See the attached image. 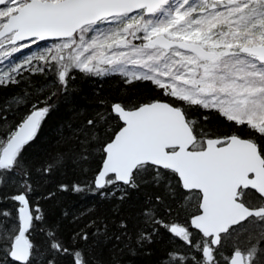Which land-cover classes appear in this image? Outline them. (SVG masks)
Wrapping results in <instances>:
<instances>
[{"label":"snow or ice","instance_id":"snow-or-ice-1","mask_svg":"<svg viewBox=\"0 0 264 264\" xmlns=\"http://www.w3.org/2000/svg\"><path fill=\"white\" fill-rule=\"evenodd\" d=\"M0 264H264V0H0Z\"/></svg>","mask_w":264,"mask_h":264},{"label":"trees","instance_id":"trees-1","mask_svg":"<svg viewBox=\"0 0 264 264\" xmlns=\"http://www.w3.org/2000/svg\"><path fill=\"white\" fill-rule=\"evenodd\" d=\"M98 85H103L105 89H108L109 87H114V81L111 78H106L103 81H98Z\"/></svg>","mask_w":264,"mask_h":264}]
</instances>
